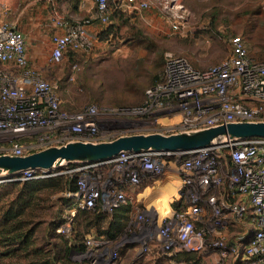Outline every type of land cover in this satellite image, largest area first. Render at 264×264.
I'll use <instances>...</instances> for the list:
<instances>
[{
	"label": "built area",
	"instance_id": "built-area-1",
	"mask_svg": "<svg viewBox=\"0 0 264 264\" xmlns=\"http://www.w3.org/2000/svg\"><path fill=\"white\" fill-rule=\"evenodd\" d=\"M124 2L137 9L149 6L147 0ZM93 3L99 22L108 24L109 0H93ZM178 18L172 21V30L179 28L181 16ZM53 21L60 31L50 36L51 64L59 63L68 50L85 52L91 48L96 33L89 31L88 18L70 21L56 17ZM228 42L229 54L205 69L196 68L182 55L166 52L163 78L146 89L141 106L109 108L88 104L81 111L68 112L61 109L58 83L47 79L29 63L24 33L2 20L0 153L24 155L69 140H109V130H101L98 125L100 113L150 116L156 121L161 112L179 111L186 121L165 133L264 119V57L252 56L240 34L229 36ZM173 155L174 162L192 175L182 182L198 189L187 195L185 206L172 209L160 223L147 220L156 226L154 235L160 248L168 254L216 250L217 264H227L228 260L236 264H264V137L186 154L124 151L110 161L97 163H114V176L105 189L86 179L87 169H68L67 172L79 173L77 189L69 192L73 203L55 226V232L70 236L78 210L99 205L103 211H110L127 204L130 198L118 186L139 184V170L159 173L165 165H171ZM45 176L48 174L42 171L25 170L18 176L0 177V182ZM136 218L143 221L142 215L135 214L129 223ZM111 242L109 236L97 233L84 237L87 252H99L98 255ZM143 249L149 250L148 244ZM110 256L117 257V252L112 251Z\"/></svg>",
	"mask_w": 264,
	"mask_h": 264
},
{
	"label": "rangeland",
	"instance_id": "rangeland-1",
	"mask_svg": "<svg viewBox=\"0 0 264 264\" xmlns=\"http://www.w3.org/2000/svg\"><path fill=\"white\" fill-rule=\"evenodd\" d=\"M14 1L0 0L2 12ZM147 2L149 6L145 9L133 7L126 9V13L134 19L127 18L120 23L116 20L120 24L117 35H112L109 40H99L96 37L88 51L77 52L74 67L67 64V57L62 58L57 64H51L48 61L51 48L46 49L45 63L41 67H34L47 79L58 83L61 109L77 112L88 104L109 108L141 106L146 89L152 85V80L162 69L166 52L182 55L196 68L205 69L229 54L228 37L242 34L241 29L248 32L244 35L248 48L256 49L261 52L260 55H264V0H147ZM113 8L114 3L111 2L110 22L113 20ZM218 8L226 12L214 16ZM256 8L257 14L244 15ZM178 16H181L179 28L172 30L171 23L174 19H179ZM26 25L35 27L37 24L28 22ZM139 30L142 31V35L139 34ZM146 119L152 122L146 123L144 121ZM153 120L150 116L138 118L135 115L109 113H100L97 116L100 129L109 130L110 139L132 133H165L169 128L186 121H183L179 111L161 112L157 120ZM174 158L175 155L170 158L171 165H165L159 173L139 170V183L143 185L144 179L157 180L166 173L173 174L177 179L174 184L178 187V196L183 204L187 202V195L190 192L196 193L198 187L182 182L184 178L192 175L180 167L179 163H175ZM74 164V168L87 169L86 179L97 183L103 189L108 186L107 182L115 173L113 162ZM68 166L69 164H64L49 170L48 177L65 174L71 169ZM125 186L127 185L118 187ZM68 192L63 190L43 195L41 207L43 209L40 210L42 224L41 232H38V242L42 240V230L44 234L54 232L53 224L62 220L67 208L73 203V198ZM167 199L168 197H164L163 204L158 203L160 206L157 208L161 211V216L165 212L166 215L170 213L166 204ZM136 214L142 215L143 221L136 218L135 222H127L125 227L119 229L112 224L109 225L107 233L115 234V237H112L108 249L98 255L99 252H87L84 237L89 233L99 232L93 228L87 229L82 222L84 214L79 213L70 236H64L65 238L61 236L70 245L77 243L84 245L82 252L71 253V259L76 264H82L86 260L91 264H144L149 260L148 253L153 246L158 251L150 253L151 256L154 255L155 259L166 257L167 253L160 248L155 239L156 226L147 222L153 219V213L139 208ZM50 240L54 242L55 239ZM121 244H128L131 247L122 252L119 250ZM145 244H148L149 250L143 249ZM112 251L117 252V257L110 256ZM93 259L95 261L92 263Z\"/></svg>",
	"mask_w": 264,
	"mask_h": 264
},
{
	"label": "trees",
	"instance_id": "trees-1",
	"mask_svg": "<svg viewBox=\"0 0 264 264\" xmlns=\"http://www.w3.org/2000/svg\"><path fill=\"white\" fill-rule=\"evenodd\" d=\"M67 1L70 3L71 10H76L78 0ZM116 1L118 0H109V5L111 2L115 3ZM113 9V20L108 24H101L97 17L94 19L95 22L100 24V28L96 32V37L99 40H109V37L112 35H117L119 23L129 18L124 15V12L116 9L115 6ZM222 12H226V10L218 8L214 16ZM253 14H257V8L246 12L244 15ZM139 31V34L142 35V31ZM241 33L240 35L245 39L244 35L248 34V32L241 29ZM144 41L146 40L144 39ZM76 55L77 52L68 50L63 54V58L67 57V64L72 65L77 62ZM191 64L193 65L192 62ZM162 78L163 66L154 77V80H152V85L160 82ZM74 166V163H69L68 168H74ZM78 174L77 171H71L52 177L14 179L0 182V187H2L0 188V264H76L70 255L73 251L82 252L84 245L82 243L70 245L63 235L55 232V226L61 220L53 224L54 232L44 234V230H42L43 236L39 242L38 232H41L40 226L42 221L40 220V210L43 209L41 208L43 207V195L63 190L69 192L75 191L77 189L76 181ZM185 205L186 203L182 204L180 199L171 203L172 209H178ZM129 210L130 206L127 204L110 211H103L97 205L93 209H90V211L86 209L78 210L75 214L74 222L77 220L79 213H82L84 214L82 222L87 229L93 228L99 232L97 233L98 235H106L112 239V237H115V234L107 233L109 225L112 224L114 227L117 224V218L120 213L122 214ZM121 225H116V229L122 228ZM51 238L55 239L54 242L50 240ZM180 255L190 260L191 264L198 263L200 259V256L196 252H183ZM82 264L91 263L89 260H86Z\"/></svg>",
	"mask_w": 264,
	"mask_h": 264
},
{
	"label": "crops",
	"instance_id": "crops-1",
	"mask_svg": "<svg viewBox=\"0 0 264 264\" xmlns=\"http://www.w3.org/2000/svg\"><path fill=\"white\" fill-rule=\"evenodd\" d=\"M114 6L116 9L124 12V15L128 16L130 20L134 19V17L126 13V9L129 6H127L124 0L116 1ZM56 16L65 17L70 21L88 18L90 20L88 29L91 33H96L100 28V24L94 20L96 16L93 0H78L76 10L70 9L67 0H15L10 7L6 6L3 12H1L0 21L5 20L10 22L24 33L29 63L32 66L41 67L45 63L46 49L51 48V34L60 31L54 26L53 20ZM28 22H35L37 25L29 27L26 25ZM248 49L252 56L256 58L264 57L256 49L253 50L251 47ZM175 181L177 179L173 174L166 173L157 180L153 179L149 181L144 179L142 182L147 183H143V185H140V182L137 185L130 184L125 186L124 189L130 198L127 203L130 206V210L122 214L120 213L116 225H121L124 222L127 224V222L134 218L139 208H142L145 212H152L155 222L161 221L164 215L166 216V212L161 216V211L157 208V206H160L158 203L163 204L162 199L168 197L166 204L171 211V203L179 200L178 187L174 184ZM165 211L167 210L165 209ZM121 227H125V224H122ZM130 247L128 244H121L119 250L123 252ZM155 250L158 251L154 246L150 248V252L148 253L149 260H146L144 264H191L190 260L180 255L183 252L167 253L166 257L155 259L154 255L151 256ZM197 254L200 256V259L195 264H217L218 253L216 250H207L201 253L198 252ZM227 264L236 263L228 260Z\"/></svg>",
	"mask_w": 264,
	"mask_h": 264
},
{
	"label": "water",
	"instance_id": "water-1",
	"mask_svg": "<svg viewBox=\"0 0 264 264\" xmlns=\"http://www.w3.org/2000/svg\"><path fill=\"white\" fill-rule=\"evenodd\" d=\"M257 137H264V119L230 121L174 133L124 134L100 141L69 140L24 155L0 153V177L18 176L25 170L48 174L49 170L69 163H103L124 151L186 154Z\"/></svg>",
	"mask_w": 264,
	"mask_h": 264
}]
</instances>
